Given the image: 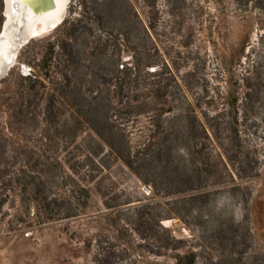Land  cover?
I'll return each mask as SVG.
<instances>
[{"label":"rangeland","instance_id":"1","mask_svg":"<svg viewBox=\"0 0 264 264\" xmlns=\"http://www.w3.org/2000/svg\"><path fill=\"white\" fill-rule=\"evenodd\" d=\"M84 1L69 0L65 18L98 17L109 43L140 49L138 89L126 94L142 110L114 116L106 100H95L83 115L62 108L60 125L47 130L42 113L9 90L16 72L38 71L37 60L28 61L52 30L18 49L0 75L1 264H172L186 250L198 254L196 264H264V0ZM3 19L0 0V27ZM110 49H102L106 57ZM102 58L97 50L85 56L77 78L89 79L85 65L96 70ZM116 141L124 160L110 151ZM32 177L41 179L39 195L63 206L36 209ZM175 181L208 196L183 209L166 194ZM84 191L88 206L77 209L71 197ZM127 198L168 203L153 209L178 248H158L151 238L128 246L94 216L106 211L102 199Z\"/></svg>","mask_w":264,"mask_h":264},{"label":"trees","instance_id":"2","mask_svg":"<svg viewBox=\"0 0 264 264\" xmlns=\"http://www.w3.org/2000/svg\"><path fill=\"white\" fill-rule=\"evenodd\" d=\"M84 3V0H77L80 7L84 6ZM70 7L72 8V6ZM101 24L98 17L85 20L82 16H67L61 24L52 30L51 37L47 38L38 57L33 56L32 60L28 61L30 63L37 60L34 68H37L38 71L32 69L27 74L16 72L13 89L9 91L21 102L20 106L25 101L26 110L32 109L33 112L39 110L42 113L43 123L47 130L51 131V129H56L60 125V118L64 113L61 110L62 108L73 110L75 107L76 111L79 110L83 115L84 112L92 108L91 104L95 100H106L109 103V111L114 113V116L119 113L136 115L142 110V104L138 97L130 99L126 94L128 91L138 89L137 80L142 66L141 58L138 56L140 49L137 45L136 47H128L126 43L118 44L116 41L109 43L111 34L102 29ZM118 33L123 36V32L119 31ZM28 45L27 43L24 47L26 48ZM124 45L131 53L125 63H122L118 53L121 46ZM109 46H112V49L109 50V56L106 57L102 49L104 50L106 47L108 49ZM95 50L103 55V58L99 61L101 64H98L96 70H92L89 65H85L87 70L90 71L89 73L85 72L84 75H89V79L77 78L78 68L82 66L80 61L85 56L94 55ZM162 88H164V85H160L156 92H160ZM4 92L5 90H0V93ZM71 93L75 97L68 98ZM125 97L127 99H123L125 100L123 101L122 98ZM121 144L125 146L123 152L129 154L128 141L123 138ZM108 146L116 157L124 160L122 149L119 148L117 141L116 143H109ZM133 157H139L138 150L133 152ZM32 178L29 181L33 191L31 202L36 209H52L53 204L58 208L61 205L63 206V203L59 204L55 199L49 200L45 195H39L41 179L35 180L34 177ZM174 184L177 186L175 191L169 190L166 191V194L175 193V196H172L174 198L170 201L176 205L182 203L181 208L183 209H187L185 205L187 201H190V203L204 201L209 193L202 187H194V183L191 181H175ZM181 184L185 187H180ZM23 188L25 189L26 186H23ZM188 190L193 191L187 192ZM84 192V195L71 197L74 199L77 209H86L88 206L90 195L87 191ZM3 202L4 200L0 201V208ZM132 202L134 201L128 198L122 202L113 199H102L106 211H98L94 216L99 215L108 221L114 230L113 236L128 246L137 244V240L151 238L158 248L166 250L178 248L173 244L175 239L169 228L160 221V214L157 213V210L153 209L154 205H161L163 202L158 199H151L145 201V203L129 205ZM70 208V204L65 206V209ZM197 256L198 254L195 251L186 250L181 254H175L172 264H196Z\"/></svg>","mask_w":264,"mask_h":264},{"label":"bare ground","instance_id":"3","mask_svg":"<svg viewBox=\"0 0 264 264\" xmlns=\"http://www.w3.org/2000/svg\"><path fill=\"white\" fill-rule=\"evenodd\" d=\"M68 2L69 0H49V8L41 10L31 9L20 0H5L6 18L3 36L0 38V70L17 55L14 51L17 41L23 45L30 39L51 31L66 12Z\"/></svg>","mask_w":264,"mask_h":264},{"label":"water","instance_id":"4","mask_svg":"<svg viewBox=\"0 0 264 264\" xmlns=\"http://www.w3.org/2000/svg\"><path fill=\"white\" fill-rule=\"evenodd\" d=\"M24 5L28 6L29 8L31 9H35V8H40L41 10H46L49 8L50 4H49V0H20ZM3 22L1 24V27H0V38L3 36V26H4V21H5V18H6V15H5V0H3ZM65 18V13L64 15L61 17V19L55 23L53 25V27L50 29V30H53L56 26H58L59 24H61L63 22ZM24 45V44H23ZM22 45H20V41L18 40L17 43L15 44V48H14V51L17 52L18 49L21 47ZM15 58H16V55L13 56L12 60L7 63L1 70H0V75L8 68L10 67L11 65L14 64L15 62Z\"/></svg>","mask_w":264,"mask_h":264},{"label":"built area","instance_id":"5","mask_svg":"<svg viewBox=\"0 0 264 264\" xmlns=\"http://www.w3.org/2000/svg\"><path fill=\"white\" fill-rule=\"evenodd\" d=\"M142 191L143 193H145L146 195L150 194L151 193V189L148 185H143L142 186Z\"/></svg>","mask_w":264,"mask_h":264},{"label":"crops","instance_id":"6","mask_svg":"<svg viewBox=\"0 0 264 264\" xmlns=\"http://www.w3.org/2000/svg\"><path fill=\"white\" fill-rule=\"evenodd\" d=\"M2 251H3V248H0V254L2 253ZM0 264H1V262H0Z\"/></svg>","mask_w":264,"mask_h":264}]
</instances>
